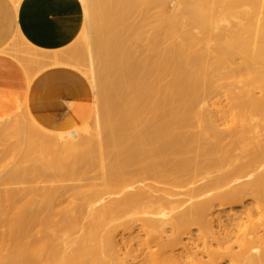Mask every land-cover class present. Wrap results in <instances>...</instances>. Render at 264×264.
Segmentation results:
<instances>
[{"label":"bare ground","instance_id":"6f19581e","mask_svg":"<svg viewBox=\"0 0 264 264\" xmlns=\"http://www.w3.org/2000/svg\"><path fill=\"white\" fill-rule=\"evenodd\" d=\"M79 1L80 44L0 49V264H264V0Z\"/></svg>","mask_w":264,"mask_h":264},{"label":"crops","instance_id":"0c3cea01","mask_svg":"<svg viewBox=\"0 0 264 264\" xmlns=\"http://www.w3.org/2000/svg\"><path fill=\"white\" fill-rule=\"evenodd\" d=\"M83 15L79 0H22L18 10L11 0H0V49L18 29L35 45L60 48L74 36Z\"/></svg>","mask_w":264,"mask_h":264},{"label":"rangeland","instance_id":"374dc122","mask_svg":"<svg viewBox=\"0 0 264 264\" xmlns=\"http://www.w3.org/2000/svg\"><path fill=\"white\" fill-rule=\"evenodd\" d=\"M173 2V0L170 2V4ZM140 9H141V5L138 4L137 8L135 10V12L132 14V22H139L141 19L140 16ZM84 15L82 16V18L79 20V26H78V30L76 31V33L74 34V36L66 43L64 44L62 47L60 48H68V47H74L77 44H80L82 42V33H81V29L84 23ZM147 30L150 29V25H148L146 27ZM141 42L146 45L147 44V40L143 37L141 39ZM20 67L18 65V62L15 60V58H13L12 56H6L4 58H0V96H2L4 94V92H6L7 90H12V87H9L7 85H9L10 83H12V85L15 86V88L17 90H21L19 88V85L17 86V81L14 78H8V80L5 79L4 76L13 73V72H18L20 73ZM75 74V73H73ZM80 75V74H79ZM79 75H72V78H78ZM81 76V75H80ZM82 77V76H81ZM64 80V79H63ZM62 80V75L61 74H56L55 72H48L47 74H42L41 77L37 80L36 84H34V87L32 88V90L30 91V98L34 99V101L36 100H40L39 102H37L38 105L42 103L47 104L48 101H50V95L57 93L59 90H62V88H70L71 86H69L68 84H66L65 86L62 85L66 82H68V80L63 81ZM232 80V79H230ZM62 85V86H60ZM12 88V89H10ZM14 88V89H15ZM76 99H79V103H80V108H84V104L86 103V100L84 99V95H77L76 97H74ZM10 111L5 110V109H0V120L7 117ZM84 121V119L81 120ZM248 202H250V204L253 202V198H250L248 200ZM247 202V203H248ZM245 210V207L243 204H235L233 206H225L224 208L219 207L215 213H221L224 215V217L228 214H233V213H237L239 214L240 212H243ZM73 215H62V220L64 224L70 223V219L72 218ZM88 220V219H86ZM120 221H128V215H123L120 219ZM192 232L195 233L197 232V227L196 226H192ZM138 230L136 228V230L134 231V234H137ZM143 235V234H142ZM189 234L184 235V241H186L188 239ZM84 238H88V234L85 235ZM112 238H115L116 240H118L119 243V247L121 248V252L124 253L126 251V249L128 248V244L125 243V241L128 240V228H123V227H118L113 235ZM181 250V249H180ZM84 264H96V260L94 259H87ZM123 264H135L133 262H128V260L124 261Z\"/></svg>","mask_w":264,"mask_h":264}]
</instances>
